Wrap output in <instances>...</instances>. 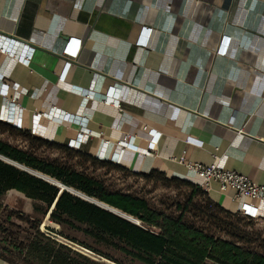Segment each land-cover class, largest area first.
<instances>
[{
  "label": "crops",
  "instance_id": "obj_1",
  "mask_svg": "<svg viewBox=\"0 0 264 264\" xmlns=\"http://www.w3.org/2000/svg\"><path fill=\"white\" fill-rule=\"evenodd\" d=\"M3 85L0 120L34 137L133 173L194 183L188 164L217 163L264 185V0H0Z\"/></svg>",
  "mask_w": 264,
  "mask_h": 264
},
{
  "label": "trees",
  "instance_id": "obj_2",
  "mask_svg": "<svg viewBox=\"0 0 264 264\" xmlns=\"http://www.w3.org/2000/svg\"><path fill=\"white\" fill-rule=\"evenodd\" d=\"M0 132L21 137L39 148L67 152L100 168L140 177L146 183L189 187L194 195L206 201V207H197L190 198L187 204L175 206L180 213H166L151 207L146 199L112 190L103 181L67 164L40 159L0 140L1 156L140 222L137 225L68 192L59 194L58 188L0 161V247L3 254L16 256L27 264H264V254L258 251L264 250V241L234 220L244 217L213 202L197 185L167 178L158 171L133 173L80 149L34 137L30 131L1 120ZM10 191L32 200L36 216H24L23 211L5 205L4 197ZM49 212V220L59 227L56 231L48 228L50 232L104 261L92 259L43 233L40 227ZM0 259L14 264L2 255Z\"/></svg>",
  "mask_w": 264,
  "mask_h": 264
},
{
  "label": "rangeland",
  "instance_id": "obj_3",
  "mask_svg": "<svg viewBox=\"0 0 264 264\" xmlns=\"http://www.w3.org/2000/svg\"><path fill=\"white\" fill-rule=\"evenodd\" d=\"M4 91V90H3ZM9 93V92H8ZM2 95L3 94L2 92ZM19 109L23 113V109L18 107L16 111V119L22 120V115L19 116ZM8 111L3 109V115H5ZM10 114V113H9ZM11 116V114H10ZM4 122H7L6 120L10 121V123H13L14 121L11 118L4 117L2 118ZM22 130H25L23 128ZM31 133V129L29 130ZM32 134V133H31ZM33 135V134H32ZM34 136V135H33ZM0 140L10 144L13 147H16L20 150H24L26 152L32 153L36 157L48 161H57L59 163L67 164L68 166L74 168L78 172L85 173L93 178H96L98 180H101L105 183V185L112 190L115 191H121L124 193L132 194L137 197L146 199L151 207H153L156 210L165 211L166 213H180L176 209V205H185L188 203L190 198H193L192 205H195L197 207H206V201L203 197L194 195L193 189L185 186H179L178 184H170L166 185L162 182H153V183H146L143 179L140 177H136L134 175H129L127 173L119 172L116 170H110L108 168H100L96 165H94L91 162L84 161L80 157L74 156L72 154H69L67 152L55 150V149H47V148H39L36 144L25 140L21 137H17L14 135H10L8 133H1L0 132ZM68 146V145H67ZM101 157V155H100ZM105 159V158H100ZM2 162V161H1ZM4 163V162H3ZM6 164V163H5ZM9 165V164H7ZM11 166V165H10ZM21 166V165H20ZM14 167V166H13ZM20 169L27 170L28 172L32 169H29L25 166L19 167ZM18 169V168H16ZM18 169V170H20ZM22 171V170H20ZM24 172V171H22ZM28 172H24L29 174ZM35 176L40 177L39 172L36 171H30ZM30 175V174H29ZM43 175V174H42ZM55 180V179H54ZM3 203L5 205H8L10 208L15 210H21L23 213H21L24 216H32L35 217V213L33 211V205L34 202L30 199H27L23 195L11 192L10 194H7L4 197ZM223 219H225V215L221 216ZM235 222L239 223V225L245 229L248 233L255 234L256 238L264 241V225L257 223L253 220H248L245 218H236L234 219ZM45 220L42 222L40 230L45 233L46 235L51 236L52 238L58 240L61 243H64L70 247H72L74 250L87 255L88 257L95 259L97 261H104L100 260L95 255L84 251L83 249L69 244L67 241L60 238L58 235L50 232L48 228L57 230L59 227L55 228L51 224H47L45 226L46 229L43 228ZM223 238V237H222ZM259 252L264 254V250L258 249ZM0 255L4 256L14 264H27L22 259H19L16 256H10L3 254V251L0 247ZM11 264L8 262H4L0 259V264Z\"/></svg>",
  "mask_w": 264,
  "mask_h": 264
},
{
  "label": "built area",
  "instance_id": "obj_4",
  "mask_svg": "<svg viewBox=\"0 0 264 264\" xmlns=\"http://www.w3.org/2000/svg\"><path fill=\"white\" fill-rule=\"evenodd\" d=\"M80 46V43L69 42L66 49L64 50V54L75 56L77 55ZM2 88H6L7 90H1L0 92H3V94L7 96L9 92V86L3 85ZM108 95L114 98L119 97V93L115 89H110ZM19 114L20 116L23 114L20 109ZM39 117V115L33 116L34 121H39ZM6 121L10 123V121ZM144 130H147V128H144ZM31 133L35 135L34 129L31 130ZM119 144L121 145L122 142ZM109 145V142L104 143V146L107 148ZM68 146L73 149H79L81 144L78 143L74 145V143L70 142ZM112 160L114 162H119L117 158ZM187 168L197 178L196 182L191 183L197 185L207 193L211 191L212 185L216 184L218 186L219 192L224 194L230 193L231 200L239 204V209L237 211L238 214L248 220L255 221L258 219L259 208L256 205L258 203L264 204V185H258L250 180L247 176L236 171L222 169L217 163L211 166H204L199 163L188 164Z\"/></svg>",
  "mask_w": 264,
  "mask_h": 264
},
{
  "label": "water",
  "instance_id": "obj_5",
  "mask_svg": "<svg viewBox=\"0 0 264 264\" xmlns=\"http://www.w3.org/2000/svg\"><path fill=\"white\" fill-rule=\"evenodd\" d=\"M1 121H3V120H1ZM3 122H4V121H3ZM5 123L10 124V125H12L13 127H16V128H18V129H21V128L17 127L16 125L12 124V123H9V122H5ZM97 158H99V157H97ZM4 159H6V160H4ZM99 159H100V158H99ZM104 160L119 165V162H114L112 159H104ZM0 161L4 162V163H6V164H9V165H11V166H14L15 168L20 169V168L17 166V165H20V164H17V163H15V162H13V161H11V160H9V159H7V158L1 156V155H0ZM16 164H17V165H16ZM26 169H27V168H26ZM20 170H22V171H24V172H28L27 170H23V169H20ZM30 171H33V170H30ZM30 171H29L28 173H29L31 176L36 177V178H38V179H40V180L45 181L43 178H40V177L35 176V175H34L32 172H30ZM45 182L48 183V184H50V185H52V186H54V187H56V188H58V190H59V194H61L62 192H68V193H70V194L73 195V196H76V197H78V198H80V199H82V200H84V201H86V202H89V203H91V204H94V205H96V206H98V207H100V208H102V209H104V210H106V211H109V212H111V213H113V214H116V215H118V216H120V217H122V218H124V219H126V220H128V221H130V222H133V223H135V224H137V225L140 224L139 221L133 219V218L130 217V216H127V215L124 214L123 212L118 211V210H116V209H114V208H112V207H110V206H108V205H106V204H103V203H101V202H99V201H97V200H95V199L89 198V197H87L86 195L82 194L81 192H80L81 195H78V194H76V193H73L72 191H70V189L73 190L72 188H68V187H66L65 185H63L62 183H61L60 185L56 186V185H53V184L49 183L48 181H45ZM11 192H15V191H10V192H8V194H10ZM16 193H18V192H16ZM19 194H20V193H19ZM21 195H22V194H21ZM23 196H24V195H23ZM24 197H25V196H24ZM52 209H53V207L51 208V211H52ZM51 211H50V212H51ZM50 212H49V214L47 215V217L50 215ZM47 217H46V218H47ZM107 263H109V262H107Z\"/></svg>",
  "mask_w": 264,
  "mask_h": 264
},
{
  "label": "bare ground",
  "instance_id": "obj_6",
  "mask_svg": "<svg viewBox=\"0 0 264 264\" xmlns=\"http://www.w3.org/2000/svg\"><path fill=\"white\" fill-rule=\"evenodd\" d=\"M19 116H20V114H19ZM56 117H58V114L56 115ZM34 124H36V123H34ZM74 145H75V143H74ZM117 156H118V155L113 154V155H111V159H116ZM105 157H106V155L103 154V153H101V157H100V158H105ZM105 159H106V158H105ZM4 160H6V159H4ZM103 160H104V159H103ZM16 165H17V164H16ZM17 166H18V167H21L20 165H17ZM39 175H40L41 178H43L45 181H48L49 183H51V184H53V185L58 186V185L61 184L60 182H58V181H56V180H54V179H52V178H50V177H48V176H45V175H42V174H39ZM70 191H72L73 193H76V194H78V195H81L80 192H77V191H75L74 189H73V190L70 189ZM47 224H51V225H53L55 228H57V225L53 224V223L49 220V216L45 219V222H44V224L42 225L44 229H46L45 226H46ZM1 264H2V263H1Z\"/></svg>",
  "mask_w": 264,
  "mask_h": 264
}]
</instances>
